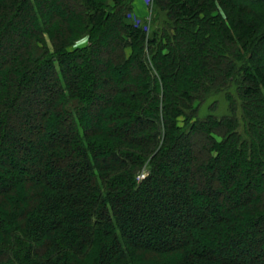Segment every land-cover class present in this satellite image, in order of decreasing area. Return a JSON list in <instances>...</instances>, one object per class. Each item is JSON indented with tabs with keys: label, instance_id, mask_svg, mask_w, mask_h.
Instances as JSON below:
<instances>
[{
	"label": "trees",
	"instance_id": "1",
	"mask_svg": "<svg viewBox=\"0 0 264 264\" xmlns=\"http://www.w3.org/2000/svg\"><path fill=\"white\" fill-rule=\"evenodd\" d=\"M135 2L0 0V264H264V0Z\"/></svg>",
	"mask_w": 264,
	"mask_h": 264
},
{
	"label": "crops",
	"instance_id": "2",
	"mask_svg": "<svg viewBox=\"0 0 264 264\" xmlns=\"http://www.w3.org/2000/svg\"><path fill=\"white\" fill-rule=\"evenodd\" d=\"M135 13L139 17L149 15V2L148 0H136L135 2Z\"/></svg>",
	"mask_w": 264,
	"mask_h": 264
},
{
	"label": "rangeland",
	"instance_id": "3",
	"mask_svg": "<svg viewBox=\"0 0 264 264\" xmlns=\"http://www.w3.org/2000/svg\"><path fill=\"white\" fill-rule=\"evenodd\" d=\"M147 17L149 18V16H147ZM138 20H139V19H138ZM85 41H86V40H83V41L79 42L77 45H82V44H84V43H85ZM221 108H223V109H224V108H225V106L223 105V107L221 106Z\"/></svg>",
	"mask_w": 264,
	"mask_h": 264
},
{
	"label": "built area",
	"instance_id": "4",
	"mask_svg": "<svg viewBox=\"0 0 264 264\" xmlns=\"http://www.w3.org/2000/svg\"><path fill=\"white\" fill-rule=\"evenodd\" d=\"M145 177V174H141L140 176H139V178L141 179V178H144Z\"/></svg>",
	"mask_w": 264,
	"mask_h": 264
}]
</instances>
